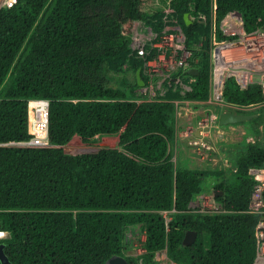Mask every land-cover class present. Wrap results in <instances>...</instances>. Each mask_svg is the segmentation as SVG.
Returning a JSON list of instances; mask_svg holds the SVG:
<instances>
[{
	"label": "trees",
	"instance_id": "trees-1",
	"mask_svg": "<svg viewBox=\"0 0 264 264\" xmlns=\"http://www.w3.org/2000/svg\"><path fill=\"white\" fill-rule=\"evenodd\" d=\"M166 1L18 0L0 10V231L9 233L0 242L14 264H107L114 255L126 264H157L163 250L178 264H255L260 256L261 216L245 211L255 183L249 169L264 166V130L257 126L256 141L235 153L234 173L184 166L172 151V100L210 96L212 0L173 1L192 53L173 79H192L191 91L182 96L171 89L148 100L138 95L137 81L114 83L127 64L135 75L142 66L130 55L134 20L161 26ZM234 10L246 31L264 26V0H216L218 25ZM8 77L11 85L3 89ZM224 96L239 105L264 100L261 86L241 89L234 78ZM38 98L50 102L53 146L6 145L32 137L29 100ZM98 135H119V147L65 151L75 136L90 143ZM211 175L221 177L215 190L224 191L217 198L227 211L193 214L190 206ZM165 211H173L169 221ZM137 225L146 251L127 256L126 230ZM190 230L198 237L186 247Z\"/></svg>",
	"mask_w": 264,
	"mask_h": 264
},
{
	"label": "built area",
	"instance_id": "built-area-1",
	"mask_svg": "<svg viewBox=\"0 0 264 264\" xmlns=\"http://www.w3.org/2000/svg\"><path fill=\"white\" fill-rule=\"evenodd\" d=\"M17 1L0 0V10L3 7H13ZM173 1H166L161 26L155 28L143 19H136L128 35L130 55L142 61L139 69L144 85L140 86L139 95L147 96L148 100L166 97L171 89L182 96L192 90V79L188 84L182 78H178L176 82L173 79L175 72L186 66L192 58V53L185 47L186 35ZM212 5L210 96L205 101L188 98L172 100L176 106V140L187 139L192 153L202 164L234 173L237 168L226 151L218 147L216 140L219 135L225 134V126H230L232 130H236V127L234 124L222 125L221 115L224 112L251 115L264 108V100L246 105L231 103L224 96L225 83L227 79L234 78L241 89L257 84L261 86L264 95V26L251 32L246 31L242 14L237 10L229 12L218 25L216 0H212ZM134 80L138 82L137 75ZM142 100L144 99L140 98L137 101ZM49 107L47 99L29 100V108L33 113L32 137L24 142L6 145L52 147L49 140ZM255 141L256 137L251 136L250 142ZM249 174L255 183L245 212L261 216L258 223L261 254L256 259L257 264L259 259L264 261V166L251 167ZM190 207L193 214H218L227 211L215 191H205L198 195ZM145 251L143 247L141 254ZM140 264L146 263L140 260Z\"/></svg>",
	"mask_w": 264,
	"mask_h": 264
},
{
	"label": "rangeland",
	"instance_id": "rangeland-1",
	"mask_svg": "<svg viewBox=\"0 0 264 264\" xmlns=\"http://www.w3.org/2000/svg\"><path fill=\"white\" fill-rule=\"evenodd\" d=\"M135 72L130 68V65L125 66L124 73L114 75L115 85H119L123 79L128 78L129 84L135 82L134 80ZM11 77H8L5 82L3 89H7L11 85ZM185 84H188L189 81L187 78H182ZM181 90L180 86L177 88ZM138 95L140 88L136 89ZM128 95H132L131 91H128ZM152 99L154 97H151ZM202 108H207V106H202ZM212 108V107H211ZM251 115L260 116V123H250L248 121L235 123L234 126L236 130H232L230 126H225V134L219 135L216 143L222 151H226V155L230 160L234 161L235 153L242 149V145L250 142L251 136H254V129L259 126V129L264 130V108L260 109L259 112L255 111ZM260 129V130H261ZM217 134V133H216ZM215 137V136H214ZM119 147V135L114 136H96L90 143L84 142L79 136H75L72 141L65 146V151L71 154H82V153H96L103 148H118ZM172 151L174 154V159L177 160L180 164L184 166H189V163H192L193 168L195 169H206L209 171L221 170L219 168H213V166H208L202 164L195 155L192 153V148L188 144L187 139H177L172 145ZM182 154H184L182 156ZM190 159H196L191 162ZM225 171V170H224ZM230 171V170H228ZM227 173V172H226ZM227 176V175H226ZM221 180V177L216 175H211L208 177L206 182V191L211 192L215 191V185ZM173 211H165L163 214L167 220L171 219ZM9 237V233L6 232V235L0 238ZM146 239V234L143 228L140 225L131 226L126 230L125 235V252L127 256H139L142 253L144 246V241ZM157 264H173V262L168 258L166 250L161 251L157 255Z\"/></svg>",
	"mask_w": 264,
	"mask_h": 264
},
{
	"label": "water",
	"instance_id": "water-1",
	"mask_svg": "<svg viewBox=\"0 0 264 264\" xmlns=\"http://www.w3.org/2000/svg\"><path fill=\"white\" fill-rule=\"evenodd\" d=\"M185 21L187 25L191 24V19L189 17V14L185 15ZM188 72L192 75H197L198 70L197 69H189ZM137 80L140 86L144 85V80L141 75V70L139 69L137 72ZM256 117V115H248V114H239V113H234V112H224L221 115L220 123L222 125H227V124H235L239 122H244V121H249ZM199 134V133H197ZM215 194L218 196H223L224 191L218 192V190H215ZM2 232V231H0ZM198 233L196 231H188L183 239V245L184 246H190L195 241L197 240ZM0 261L1 264H14L8 255L5 252V244L3 242H0ZM127 260L125 257L119 256V255H114L111 258L107 260V264H126Z\"/></svg>",
	"mask_w": 264,
	"mask_h": 264
},
{
	"label": "bare ground",
	"instance_id": "bare-ground-1",
	"mask_svg": "<svg viewBox=\"0 0 264 264\" xmlns=\"http://www.w3.org/2000/svg\"><path fill=\"white\" fill-rule=\"evenodd\" d=\"M4 235H6V232H3V231L0 232V237H2ZM263 262H264L263 260L259 259L258 262H257V264H264Z\"/></svg>",
	"mask_w": 264,
	"mask_h": 264
},
{
	"label": "crops",
	"instance_id": "crops-1",
	"mask_svg": "<svg viewBox=\"0 0 264 264\" xmlns=\"http://www.w3.org/2000/svg\"><path fill=\"white\" fill-rule=\"evenodd\" d=\"M184 154H182V156H183ZM191 160V162H193L194 163V161L196 160V159H190ZM197 164H198V162L197 161H195ZM188 167H191V168H193V166H192V163H189V166Z\"/></svg>",
	"mask_w": 264,
	"mask_h": 264
},
{
	"label": "clouds",
	"instance_id": "clouds-1",
	"mask_svg": "<svg viewBox=\"0 0 264 264\" xmlns=\"http://www.w3.org/2000/svg\"><path fill=\"white\" fill-rule=\"evenodd\" d=\"M0 239H3V238H0ZM167 252V251H166Z\"/></svg>",
	"mask_w": 264,
	"mask_h": 264
}]
</instances>
